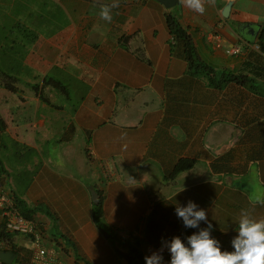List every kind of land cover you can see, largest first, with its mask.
<instances>
[{"label":"crops","instance_id":"crops-1","mask_svg":"<svg viewBox=\"0 0 264 264\" xmlns=\"http://www.w3.org/2000/svg\"><path fill=\"white\" fill-rule=\"evenodd\" d=\"M112 2H81L79 22L52 27L47 41L21 20L23 3L0 0V37L8 14L35 35L29 43L17 34L16 68L0 51V193L39 208L33 220L45 229L49 264H128L93 220V193L123 251L159 252L170 264L167 243L179 236L190 247L187 237L209 223L221 251H234L242 211L264 219V205L250 203L264 197V52L257 42L264 0H205L203 14L178 0L174 8L199 59L220 73L212 84L189 71L162 3L119 0L109 23L100 11ZM218 40L242 53H226ZM233 75L253 79L254 87ZM23 78L47 80L62 97L48 100L38 84L11 85ZM78 92V103L68 100ZM181 159L194 164L171 176ZM189 201L206 211L199 228L176 215ZM9 235L18 256L11 264L28 263L30 239Z\"/></svg>","mask_w":264,"mask_h":264},{"label":"clouds","instance_id":"clouds-1","mask_svg":"<svg viewBox=\"0 0 264 264\" xmlns=\"http://www.w3.org/2000/svg\"><path fill=\"white\" fill-rule=\"evenodd\" d=\"M186 7L200 14L205 12V0H182ZM212 3L213 0H208ZM119 7V0H113L109 5L101 6V19L111 22L112 9ZM184 190L183 188L180 190ZM253 208L264 205V197L254 195L250 197ZM176 215L183 220L186 228H199L200 222H207V214L204 209L189 201L186 206H178ZM211 223L207 228H201L198 233L187 237L189 246L179 236L173 237L167 243L171 253L170 264H264V219L257 220L248 210L241 213L238 222V235L231 243L234 251H221L219 242L211 237ZM119 248V247H118ZM146 264H162L163 256L159 252H153L145 257Z\"/></svg>","mask_w":264,"mask_h":264},{"label":"trees","instance_id":"trees-1","mask_svg":"<svg viewBox=\"0 0 264 264\" xmlns=\"http://www.w3.org/2000/svg\"><path fill=\"white\" fill-rule=\"evenodd\" d=\"M179 16H178V12L176 10V8L172 7L169 8V10H167L166 14H165V20L168 26V30L170 35L173 37V39L175 40L176 44L178 47L182 46L183 47V53L185 55V58L187 59L188 62V67H189V71L193 74H204L205 76H210V83L212 84L214 81L213 78L215 75H219L216 74V71L209 65L203 63L195 50V46H194V42L193 39L191 37V35L188 33V31L186 30V28H184L180 22H179ZM10 33H14L13 39L11 40V44H8V41L6 40L8 35L10 33L4 32V36L0 37L3 39H0V51H2L4 53L5 56H7L8 60L11 63V67L16 68L17 66V61H18V54H19V43L16 40V38H18V35H24L25 39H27V41L29 43H32V41L35 40V35L32 36L31 32L27 29L26 26H24L21 22L17 21L13 24V29H10L9 31ZM2 33V32H1ZM257 42L259 45V48L261 51L264 52V25L261 26L258 36H257ZM221 73H225L224 71H222ZM231 75V74H230ZM51 81H53V85L57 88H63L61 83L58 81H55L54 79L50 78ZM233 80H235L236 82H238L239 84L245 86L248 85L246 84L247 82H250L251 87H254V85H252L253 83V79H249L247 76L245 75H233ZM45 82L47 80H44ZM48 83V81H47ZM220 87V86H219ZM1 121H0V126H1ZM194 164V160L192 159H181L177 162V164L174 166L173 171L171 173V176L174 175L175 173L182 171V170H186L189 169L193 166ZM2 166V162L0 160V174L1 172H3V168ZM99 203L98 204H92V215H93V220L95 222V224L97 225V227L99 229H101V226L98 222V220H96V218H98V215L101 212V207H102V201L101 198H98ZM15 204L17 209L19 210V212L21 213L22 216H24L27 219H31L33 220V213L36 212L37 210H39L38 207H29L23 200L21 199H16L15 200ZM48 213V212H47ZM113 234V233H112ZM0 238H5L7 240H10V235L6 234L4 231H2V233H0ZM114 237L111 236V240L112 243L115 246V249L117 250L116 246L118 247V242L117 244L113 241ZM121 242V241H119ZM122 244V243H120ZM128 252L134 256L133 261L131 262V264H146L145 261V257L136 249L134 248H129ZM118 254V252H117ZM17 257L13 260L17 261ZM78 259V258H77ZM86 264H90L89 262H86Z\"/></svg>","mask_w":264,"mask_h":264},{"label":"rangeland","instance_id":"rangeland-1","mask_svg":"<svg viewBox=\"0 0 264 264\" xmlns=\"http://www.w3.org/2000/svg\"><path fill=\"white\" fill-rule=\"evenodd\" d=\"M10 1L12 2L13 0H8V1L4 0V2H7V3ZM19 2L23 3V6L26 7V10L28 9L27 11L23 12V15H20L21 20H23V23L25 25H27L29 28H31V30L38 33L39 37L42 35L43 37L41 38V40H47V41H48L49 37L46 34H49L52 32V29H51L52 27L55 29H60L62 26H65L68 23L79 22V19L81 17L80 15L83 12H85V11H83V9L86 7V4H82L80 6L81 2H86V0H19ZM77 2H78V4H77ZM34 3L37 4L38 6L34 7V9H31L32 5ZM9 4L10 3H8L7 5H9ZM3 7H5V6H3ZM33 10H35V11L33 12ZM87 14H89V13H87ZM89 15H91V14H89ZM7 17L9 19L4 22V23H7L6 24L7 28L2 31L1 37L4 36V32L10 33L9 32L10 29H13V24H14L15 20H13L12 18H16V17L15 16L13 17L10 14H8ZM4 18L7 19L6 17H4ZM17 18H18V15H17ZM47 23H49V24H47ZM13 36H14L13 32L8 35V37L6 39L8 41L7 45L11 44V40L13 39ZM0 39H3V38H0ZM71 80L73 81V79H71ZM44 82L41 78H25V79L23 78V79H19V82L14 83V85H13V83L11 84V80L10 81L8 80L7 84H11L12 86H15V88H17V89H23L24 84H25L26 88L32 87L33 84H38L40 86V88L42 89V92L44 93V97L47 98L48 100L55 102L58 99V97L59 98L62 97L60 95H57L56 92L54 91V89L51 88L50 86H48L49 84H47V83L44 84ZM0 88H2V85H0ZM74 91H76V90H74ZM79 91L82 92V90H79ZM80 92H78L77 95H75V94L69 95L68 100L71 101L72 103H76V102L78 103V101L82 97L80 95ZM8 102L9 103L13 102V100H8ZM96 220H98V222L100 221L99 224L101 226L102 235L104 237L105 236L104 231L109 232V229L107 228L106 224L103 222L100 214L98 215V218H96ZM111 236L114 237L113 241L115 242L116 241L115 233H113V234L111 233ZM111 236L108 239L112 243ZM120 243H122V242L118 243V247L122 250V248L119 246ZM118 247L116 246V248H118ZM114 248H115V246H114ZM106 251L111 252V248L106 249ZM26 259L28 260L27 257H26ZM123 259L125 260V262H127L125 258H123ZM21 261L24 263L23 257H22Z\"/></svg>","mask_w":264,"mask_h":264},{"label":"built area","instance_id":"built-area-1","mask_svg":"<svg viewBox=\"0 0 264 264\" xmlns=\"http://www.w3.org/2000/svg\"><path fill=\"white\" fill-rule=\"evenodd\" d=\"M220 39L219 35H215ZM216 46L222 47L226 53L230 55H240L242 49L237 45L223 46L218 40ZM0 210L4 220V232L6 234H21L30 239L31 242V258L26 264H49V250L45 245V229L38 222L27 219L21 215L15 206L11 197L5 193H0ZM138 228L131 232V236L139 234ZM12 250L10 240L0 238V251ZM0 264H5L0 260Z\"/></svg>","mask_w":264,"mask_h":264},{"label":"water","instance_id":"water-1","mask_svg":"<svg viewBox=\"0 0 264 264\" xmlns=\"http://www.w3.org/2000/svg\"><path fill=\"white\" fill-rule=\"evenodd\" d=\"M157 1L162 3L167 9L175 7L178 4V0H157ZM251 31L253 32L254 30L252 29ZM93 200L95 204L99 203L96 193H93ZM104 234L106 237L111 236V234L107 231H104ZM117 252L119 255L125 258L128 263L132 262L134 256L131 255L129 252L123 251L120 248H117ZM15 257H16L15 251H12V250L0 251V260L3 261L5 264H11L13 260L15 259Z\"/></svg>","mask_w":264,"mask_h":264}]
</instances>
